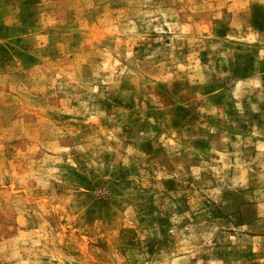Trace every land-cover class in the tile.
<instances>
[{
	"label": "rangeland",
	"instance_id": "374dc122",
	"mask_svg": "<svg viewBox=\"0 0 264 264\" xmlns=\"http://www.w3.org/2000/svg\"><path fill=\"white\" fill-rule=\"evenodd\" d=\"M0 264H264V0H0Z\"/></svg>",
	"mask_w": 264,
	"mask_h": 264
}]
</instances>
